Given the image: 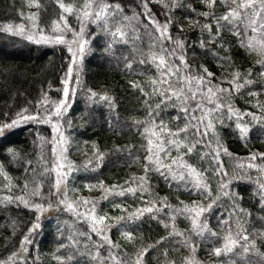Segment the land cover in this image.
Returning a JSON list of instances; mask_svg holds the SVG:
<instances>
[{"label":"trees","instance_id":"obj_1","mask_svg":"<svg viewBox=\"0 0 264 264\" xmlns=\"http://www.w3.org/2000/svg\"><path fill=\"white\" fill-rule=\"evenodd\" d=\"M89 1L0 0V25L76 30ZM104 3L57 126L10 125L69 49L0 31V264H264V0Z\"/></svg>","mask_w":264,"mask_h":264},{"label":"rangeland","instance_id":"obj_2","mask_svg":"<svg viewBox=\"0 0 264 264\" xmlns=\"http://www.w3.org/2000/svg\"><path fill=\"white\" fill-rule=\"evenodd\" d=\"M67 9H68L67 12L74 11V9L73 10L70 8ZM104 9H105L104 0H90L87 3V6L84 7V9L79 11H74L77 13L79 19L77 21L76 30L74 25L69 27L66 21H61L60 23L56 24L52 28V30L48 32H43L40 29H37V27L33 24L13 25V24L3 23L0 25V31L8 35L25 39L29 42H33L36 44L49 45V46L63 45L69 49V53L71 54V64L69 69L66 71V73L63 76L61 86L57 90L58 96L46 98L43 101L42 106L39 107L40 111L42 112L41 114L39 113V115H35L36 117L33 116V118L28 120V118L30 117L25 116L28 114L22 113L13 121V123L10 125L11 127L12 126L19 127L22 124L25 125L30 122L32 123L34 122L35 119L36 121H40L37 123L45 122L46 124L52 123V126L58 125V117H60L61 113L70 104L76 89V84H77L76 79L78 78L77 76H79L81 70L80 56H82L84 36L87 25L89 23H93L98 16H101ZM204 87L206 86L200 84L199 82H196L194 85H192V87H190V90L195 94L199 93L201 95H205L206 91L210 92V90ZM8 93L10 94L11 99L15 97H21L22 95V92L18 89H14L13 91L9 90ZM55 137L56 136H54V138ZM55 141L60 146L59 147L56 144V147H59V151H60V157L58 158L56 156L55 158V162H57L58 164L63 161L61 158V151L62 153L64 152L62 147L63 144H65V141L64 138L62 139V137L61 138L59 137V140L56 137L54 142ZM242 163H248L249 165V161L247 160H243ZM61 168H64V166H61ZM98 222L99 220L97 219V224ZM33 228L26 234L24 238L25 239L24 244L28 240V238L32 235V232L34 230ZM22 248H24V246H22ZM22 254H23V249H21V251L19 252L18 257L22 256Z\"/></svg>","mask_w":264,"mask_h":264}]
</instances>
